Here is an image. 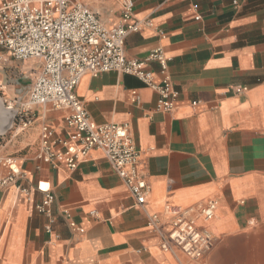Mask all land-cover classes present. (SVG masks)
Listing matches in <instances>:
<instances>
[{"label":"crops","instance_id":"obj_1","mask_svg":"<svg viewBox=\"0 0 264 264\" xmlns=\"http://www.w3.org/2000/svg\"><path fill=\"white\" fill-rule=\"evenodd\" d=\"M85 2L106 25L120 21L123 0ZM133 2L142 29L128 35L125 55L145 60L161 82L160 63L147 57L164 50L176 108L157 111L153 88L116 71L84 75L76 94L94 122L130 124L150 186L144 205L100 149L75 169L40 160L42 127L55 138L71 129L67 109L35 107L28 126L18 114L0 135V158H14L26 173V191L0 190V264H187L179 248L162 250L149 217L156 214L167 234L168 205L210 199L218 202L215 217L198 221L214 237L204 264H264V0ZM40 69L0 49V97L26 98ZM46 190L54 194L52 217L35 207Z\"/></svg>","mask_w":264,"mask_h":264},{"label":"built area","instance_id":"obj_2","mask_svg":"<svg viewBox=\"0 0 264 264\" xmlns=\"http://www.w3.org/2000/svg\"><path fill=\"white\" fill-rule=\"evenodd\" d=\"M121 10L120 21L106 25L85 0H0V49H6L16 61L37 60L41 65L40 72L31 78L28 96L20 103L23 126L33 121L35 107L50 105L68 110L65 120L71 129L69 137L55 138L44 125L38 158L53 166L64 163L75 169L91 150L100 149L136 204L143 206L150 186L140 167L142 151L134 141L130 124L94 122L76 94L84 75L116 71L133 75L153 88L159 97L157 111L176 108L179 93L168 72L164 50L156 48L147 57L160 63L161 82L155 80L154 72L146 69L145 60L126 57V39L130 33L140 31L142 24L135 18L133 0H123ZM246 90L247 87H238L239 92ZM132 98L140 102L136 92ZM17 103V100L7 102L9 106ZM25 178L26 173L14 158H0V190L16 186L17 190L26 191L21 184ZM53 202L54 194L46 190L35 207L39 213L52 217ZM217 206L214 199L186 208L168 205L166 213L172 225L169 233L162 231L156 214L149 217V227L159 235L162 250L175 254L177 247L188 256L187 264H204L202 260L213 248L214 237L207 229H200L198 221L213 220ZM76 229L84 232L82 227Z\"/></svg>","mask_w":264,"mask_h":264},{"label":"water","instance_id":"obj_3","mask_svg":"<svg viewBox=\"0 0 264 264\" xmlns=\"http://www.w3.org/2000/svg\"><path fill=\"white\" fill-rule=\"evenodd\" d=\"M21 100L19 98L15 106H9L4 98L0 97V135L6 134L14 126L15 118L19 114Z\"/></svg>","mask_w":264,"mask_h":264}]
</instances>
